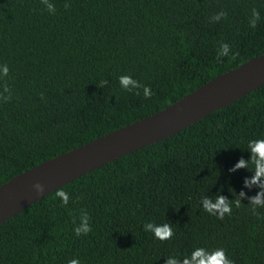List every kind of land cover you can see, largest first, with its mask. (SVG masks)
I'll return each mask as SVG.
<instances>
[{
  "label": "trees",
  "instance_id": "trees-1",
  "mask_svg": "<svg viewBox=\"0 0 264 264\" xmlns=\"http://www.w3.org/2000/svg\"><path fill=\"white\" fill-rule=\"evenodd\" d=\"M0 0V185L13 176L174 103L264 53V0ZM68 5L65 7V5ZM259 10L255 28L251 8ZM230 54L217 59L222 43ZM231 53H236L232 55ZM2 70V69H0ZM127 74L120 88L117 76ZM102 80H108L102 85ZM148 86L152 95L145 97ZM135 89H139L137 94ZM41 93L44 98L41 99ZM264 135V84L178 133L57 188L0 224V264H163L194 246L223 247L235 264H264L261 191L247 140ZM68 192L67 206L55 192ZM241 191L244 193L240 195ZM202 195L240 200L217 219ZM264 213V209H260ZM168 220L159 241L142 222ZM74 226L92 231L77 237Z\"/></svg>",
  "mask_w": 264,
  "mask_h": 264
},
{
  "label": "water",
  "instance_id": "water-1",
  "mask_svg": "<svg viewBox=\"0 0 264 264\" xmlns=\"http://www.w3.org/2000/svg\"><path fill=\"white\" fill-rule=\"evenodd\" d=\"M263 84L264 53L211 78L158 112L13 176L0 185V224L81 175L178 133ZM37 183L42 190H37Z\"/></svg>",
  "mask_w": 264,
  "mask_h": 264
},
{
  "label": "clouds",
  "instance_id": "clouds-1",
  "mask_svg": "<svg viewBox=\"0 0 264 264\" xmlns=\"http://www.w3.org/2000/svg\"><path fill=\"white\" fill-rule=\"evenodd\" d=\"M44 8L50 13H55L52 10V6L47 4V0H41ZM68 5L66 4L65 7ZM250 17L248 19L249 26L252 28L256 27L257 20L259 19V10L256 7L251 8ZM230 54V46L227 42L222 43V51L217 52V59L220 60L222 57ZM233 56L236 53H231ZM0 79L8 77L9 66L6 62H0ZM127 74L117 76V81L121 89L126 91H133L128 86ZM102 85H107L108 80H102ZM139 94V89H135ZM12 89L5 84L2 91H0V100L8 101L12 98ZM41 99L44 98L43 93L40 94ZM143 95L150 97L152 95L151 89L148 86L143 88ZM245 150L248 152V158H239L235 164L229 169V171H235L238 168H245L252 174L250 177H245V186L256 184L261 187V191L250 198V204L248 210L254 216L264 215L260 209H264V135L256 136L247 140ZM37 190H42V186L38 183L35 185ZM241 196L244 193L241 191ZM55 196L59 198L60 203L67 206L68 192L64 189H60L55 192ZM199 206L207 212L210 216H215L217 219H223L225 215H231L233 208H240V200L229 201V199L223 195H217L210 197L202 195L198 201ZM141 228L145 233H150L152 237L159 241L170 240L174 236L173 223L168 220L156 222L155 220H146L142 222ZM92 231V228L88 227L87 223H82V226L77 228L74 226L73 221V233L79 237L80 233L87 235ZM163 264H235L234 260L226 253L223 247H206V246H194L187 254H169L163 256ZM68 264H81L79 258H73L68 261Z\"/></svg>",
  "mask_w": 264,
  "mask_h": 264
}]
</instances>
